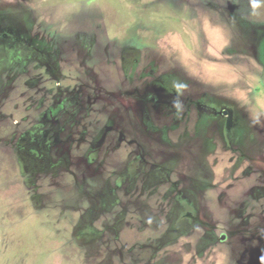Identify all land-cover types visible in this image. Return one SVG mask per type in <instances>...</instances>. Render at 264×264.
Returning <instances> with one entry per match:
<instances>
[{"label":"rangeland","instance_id":"obj_1","mask_svg":"<svg viewBox=\"0 0 264 264\" xmlns=\"http://www.w3.org/2000/svg\"><path fill=\"white\" fill-rule=\"evenodd\" d=\"M0 264H264V0H0Z\"/></svg>","mask_w":264,"mask_h":264},{"label":"flooded vegetation","instance_id":"obj_2","mask_svg":"<svg viewBox=\"0 0 264 264\" xmlns=\"http://www.w3.org/2000/svg\"><path fill=\"white\" fill-rule=\"evenodd\" d=\"M30 62V61H29ZM28 62V63H29ZM33 62H35V61H31V63H33ZM35 76H37V77H39V74L37 75V72H35V74H34ZM29 83V85L30 84H32L33 86H35V85H37L38 86V82H36V81H33L32 79L28 82ZM42 90H43V92L45 93V94H48L49 93V91L46 89V88H44V87H42L41 88ZM37 94H40V93H37Z\"/></svg>","mask_w":264,"mask_h":264}]
</instances>
